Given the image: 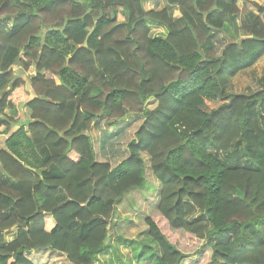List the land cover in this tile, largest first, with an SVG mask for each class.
<instances>
[{
  "label": "trees",
  "instance_id": "16d2710c",
  "mask_svg": "<svg viewBox=\"0 0 264 264\" xmlns=\"http://www.w3.org/2000/svg\"><path fill=\"white\" fill-rule=\"evenodd\" d=\"M143 1L0 0V111L30 113L0 150V264L46 248L96 264L117 203L146 182L144 153L160 196L139 257L184 264L172 229L203 240L206 264H264V73L255 92L229 89L264 56V5L238 21V0ZM137 121L126 158L98 159L96 143ZM241 145L247 165L216 154Z\"/></svg>",
  "mask_w": 264,
  "mask_h": 264
},
{
  "label": "rangeland",
  "instance_id": "374dc122",
  "mask_svg": "<svg viewBox=\"0 0 264 264\" xmlns=\"http://www.w3.org/2000/svg\"><path fill=\"white\" fill-rule=\"evenodd\" d=\"M163 4H166V0H146L145 7L149 10L150 7L161 8ZM179 14V13H177ZM253 15L246 20H251ZM231 20V19H230ZM21 21V20H18ZM236 23V22H235ZM156 28L153 30V34L163 35V32ZM260 60L256 68L240 74L231 80V86L229 89L233 92L252 93L259 89V81L261 75L264 73V61ZM139 124H133L130 129L123 133H117L114 136L115 139L106 142L104 145L96 143L98 159L110 161L113 165L123 160L128 156L126 149L128 141L133 137L134 130ZM106 130L105 124L103 125ZM100 134V133H99ZM229 165H247L248 156L244 150V146L241 145L232 152L218 151L216 153ZM147 160L146 182L142 188L134 189L126 194L117 203V209L112 217L110 242L115 244V249L106 252V255L102 256L103 263L106 264L109 260H112L110 264H151L148 258L139 257L142 249L147 246L151 248L153 241L148 234V225L146 218L148 216H157V204L160 196V183L154 176L148 155L143 154ZM157 212V213H156ZM113 223V224H112ZM169 228H171L169 226ZM172 230V229H171ZM167 230L171 240H173L182 250L190 254V257L184 264H206L209 260L208 248H204L203 240L197 239L195 236H189L182 232L174 230ZM125 248V249H124ZM126 251V254L123 253ZM52 251L46 249H36L30 254V257L37 262V264L48 263L50 261ZM62 255V254H61ZM65 256V255H62ZM46 257V259L44 258ZM43 258V259H42ZM57 259L60 264H70L66 258ZM100 260V259H99ZM98 260V261H99ZM45 261V262H43Z\"/></svg>",
  "mask_w": 264,
  "mask_h": 264
},
{
  "label": "crops",
  "instance_id": "0c3cea01",
  "mask_svg": "<svg viewBox=\"0 0 264 264\" xmlns=\"http://www.w3.org/2000/svg\"><path fill=\"white\" fill-rule=\"evenodd\" d=\"M145 1L146 0L143 1L144 2V7L146 6L145 5ZM251 1L257 2L260 5H264V0H238V4H239V7H240V14H239L238 21H240V20L241 21H245L247 18H250L251 15H253V16L255 15V12L252 10V8L249 5L250 4L249 2H251ZM166 6H168L167 0H166V4H163V6L161 8H159V7H150V9L160 10L162 8H165ZM172 12H173V16L174 17H178L180 15L178 9H176V8H173ZM177 13H179V14H177ZM229 23H230V29H229L228 34L229 35L235 34L238 38L243 37V35H242L241 31L239 30V28L237 27V24L235 23V21L230 20V18H229ZM156 28H159L158 30L163 32L164 35L167 34L162 26L154 24L153 27H152V30H154ZM224 39H225V37L221 36V41H223ZM260 60L264 61V56L261 57L252 67H249L247 69L242 70L238 75L244 74L245 72L256 68L257 65H258V62ZM14 68L16 69L17 67L14 66ZM32 71L34 72V69ZM230 86H231V84H230ZM25 89L29 91V94H30L29 99L35 97V92H33L32 88H31V85H29V83H27ZM9 118H10V120H9ZM4 120H6V121H4ZM1 121H2L3 125H1V127H0V150L5 149L7 147L8 140L10 139V137L13 135L14 132H16L17 130L22 128V126H24L25 128H28V123L30 121V113H29V110L27 108V103L24 101V102H21L19 105H15L14 108L8 107L5 110L0 111V122ZM48 221H49L48 222V224H49L48 227L50 229H52L53 226L55 225V221H54L53 218H50V217H49ZM16 231H17V229L14 228L11 232H7L6 233L7 242H10L12 239H14L16 237ZM115 247H117V246H115V244L112 245L111 242H110V238H109V246L106 248V250H104V252L100 253V255L98 256V259H100V260L97 261L96 264L103 263L102 256L106 255V252L108 253L109 250L111 251V250L115 249ZM124 249H123V253L125 255L126 251H124ZM51 256L53 258L52 259L50 258V261H48V263L46 262V263H43V264H60V263H58L57 259H60L59 257H61V259H64V257H65V256H62L60 253H56V252H52ZM44 258L46 259V257H44ZM111 261L112 260H109L108 263H106V264H110ZM43 262H45V261H43Z\"/></svg>",
  "mask_w": 264,
  "mask_h": 264
},
{
  "label": "clouds",
  "instance_id": "9594fccd",
  "mask_svg": "<svg viewBox=\"0 0 264 264\" xmlns=\"http://www.w3.org/2000/svg\"><path fill=\"white\" fill-rule=\"evenodd\" d=\"M33 73H34L33 71L30 72V74H33Z\"/></svg>",
  "mask_w": 264,
  "mask_h": 264
},
{
  "label": "water",
  "instance_id": "95a60500",
  "mask_svg": "<svg viewBox=\"0 0 264 264\" xmlns=\"http://www.w3.org/2000/svg\"><path fill=\"white\" fill-rule=\"evenodd\" d=\"M87 45V42L85 43V46Z\"/></svg>",
  "mask_w": 264,
  "mask_h": 264
}]
</instances>
